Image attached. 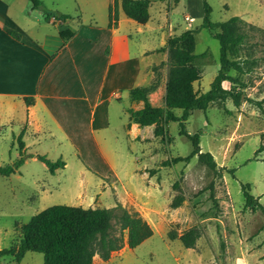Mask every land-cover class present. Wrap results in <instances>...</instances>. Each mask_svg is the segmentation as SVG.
Returning a JSON list of instances; mask_svg holds the SVG:
<instances>
[{
  "label": "rangeland",
  "instance_id": "374dc122",
  "mask_svg": "<svg viewBox=\"0 0 264 264\" xmlns=\"http://www.w3.org/2000/svg\"><path fill=\"white\" fill-rule=\"evenodd\" d=\"M204 2L211 8L212 22L231 16L247 22L241 26L246 37L238 57L247 60L244 68L248 71L238 73L230 69L227 74L238 82H222L225 88L233 84L242 93L239 105L235 106L227 98L223 102L225 109L216 102L205 110H193L184 122L190 134L200 132V148L213 155L219 173L199 162L197 156L162 165L164 160L191 153L192 143L180 134L177 121L163 119L158 124L140 126L133 139L125 136L123 126L111 128L110 132L117 137L110 138L107 149L121 176L133 175L145 189L146 184L149 186L146 175H156L162 170L154 179L158 190L154 189L151 194L133 189L132 198L128 195L126 204L132 201L133 204L169 205L152 211L159 216L154 220L152 237L122 253L119 250L109 264H200L192 250L166 237L170 229L177 234L181 229L184 232L190 228L198 232L194 249L201 256V264H238L252 250L264 252V113L247 99L264 98V0H154L148 21L152 29L144 36L147 45L158 47L162 34L168 32L169 38L199 26L205 13ZM83 19L87 18L83 16ZM194 38V52H206L197 60L203 75L195 82L194 89L204 92L219 69V42L206 28L199 29ZM152 70L151 83L158 78L153 98L163 104L168 67L164 64ZM129 105L128 102L121 104L125 109ZM112 119L113 124L120 121L118 114ZM161 126L163 132L156 135V128ZM22 128L17 124L0 128V166L23 160L11 174H0V248H16L21 225L52 205L111 207L117 202L110 185L113 176L93 159L91 146H81L79 151L59 142L60 137L54 140L41 133L24 148L20 141L29 142L31 138H23ZM258 148L260 151L256 152ZM36 155L51 161L61 160L65 166L51 172L43 161L32 158ZM242 184H248L250 194L258 199L263 211L252 212L244 206ZM177 195L182 201L173 208L170 205ZM138 208L146 220L151 210L143 205ZM123 246H127L126 242ZM249 263L253 261L249 259ZM0 264H43V254L27 251L18 263L12 255H7Z\"/></svg>",
  "mask_w": 264,
  "mask_h": 264
},
{
  "label": "crops",
  "instance_id": "0c3cea01",
  "mask_svg": "<svg viewBox=\"0 0 264 264\" xmlns=\"http://www.w3.org/2000/svg\"><path fill=\"white\" fill-rule=\"evenodd\" d=\"M41 1L50 11L70 17L65 20L54 16L46 18L42 10L31 7L29 0H0V128L15 124L23 127V138H31L23 142L24 148L41 133L54 140L60 137L59 142L79 151L81 146H91L93 159L102 163L113 176L110 185L116 201L136 211L139 205L150 209L146 220L155 226L154 220L159 216L152 211L169 204L126 203L133 189L151 194L154 189L158 190L154 179L162 170L156 175L147 174L149 186L146 184L143 189L133 175L124 178L114 168L107 145L111 137H117L110 132L111 128L123 126L128 139L139 132L140 126L128 110L141 108L143 101L133 100L130 90L151 84L152 67L168 58L167 51L159 49L165 45L169 33L161 35L158 47L147 45L144 35L152 29L148 27L149 19L144 24L137 23L124 13L120 1L117 21L111 26L108 25V6L113 0ZM5 27L19 33L20 37H13ZM67 31L73 35L63 40L60 32L68 36ZM156 86L147 96L151 104L161 106L163 104L153 98ZM23 97H32L34 101L27 105ZM124 102L130 104L126 109L121 106ZM116 114L120 121L113 124ZM181 233L182 229L178 235ZM153 235L152 230L148 238ZM166 237L192 250L202 263L199 253L185 247L179 237L170 238L168 234ZM126 248L133 247L123 246L119 253ZM119 250L113 251L107 260L96 254L92 264H109ZM262 255L264 252L252 250L249 256L238 260V264H250L249 259L253 264H263Z\"/></svg>",
  "mask_w": 264,
  "mask_h": 264
},
{
  "label": "trees",
  "instance_id": "16d2710c",
  "mask_svg": "<svg viewBox=\"0 0 264 264\" xmlns=\"http://www.w3.org/2000/svg\"><path fill=\"white\" fill-rule=\"evenodd\" d=\"M33 9H40L46 18L54 16L57 19L65 20L70 16L57 11H50L41 0H29ZM124 13L137 23L144 24L149 19V7L152 0H113L108 6V25H114L118 16V4ZM205 13L202 23L194 28L185 29L180 34L167 38L166 43L159 50H166L168 58L165 62L153 66L157 69L160 65L167 64V78L163 105L155 106L148 99V92L156 87L158 78L148 87H133L130 96L133 100L143 101V106L137 110L129 109L130 117L139 126L158 124L161 120L177 121L179 132L186 136L192 143L191 153L186 157L175 156L170 160H164L162 165H169L179 161H188L191 157L197 156L199 162L205 164L214 173H219L217 163L209 151H202L199 145L200 132L190 134L184 126V122L193 110H205L213 103H219L220 107L226 108L223 102L231 98L235 106L240 103L242 93L235 90L232 84L230 88L222 85L224 80L238 82L227 74L230 69L238 73H245L246 59L238 57L240 46L243 44L246 34L241 30L245 23L239 16L212 22L210 20V6L204 2ZM218 27L219 31H213ZM201 28H206L210 35L219 42V69L210 83L208 90L197 92L193 83L202 77L203 71L197 65V60L206 52L195 53L194 34ZM7 33L15 38L20 35L5 27ZM68 36L60 35L63 40L73 35L67 31ZM25 103H33L32 97H23ZM248 100L254 102L264 113L261 100ZM180 110L177 114L176 111ZM163 128L157 127L155 134L159 135ZM21 147H23V142ZM260 151V148L256 152ZM43 161L48 169L64 167L65 162L61 160L51 161L45 156L36 155ZM19 159L5 166H0V174L9 175L22 164ZM245 203L244 206L252 212L263 211V206L249 192L248 184L241 185ZM182 197L176 196V200L171 203L175 208L180 205ZM152 226L134 209L122 206L116 202L111 207H84L82 205H52L30 217L20 227L21 236L17 247L0 248V263L4 256L12 255L15 262H20L27 251H38L43 254V264H92L93 257L97 254L103 260H107L113 251L123 247L124 242L129 247H135L152 234ZM126 232V239L124 233ZM170 238L179 237L185 247L195 248V243L199 237L194 228H190L180 235L175 230L168 231Z\"/></svg>",
  "mask_w": 264,
  "mask_h": 264
}]
</instances>
